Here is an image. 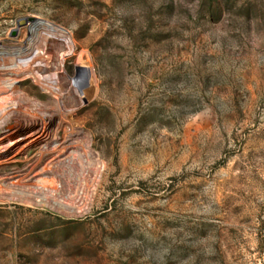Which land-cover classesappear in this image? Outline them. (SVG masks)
<instances>
[{"label": "rangeland", "instance_id": "obj_1", "mask_svg": "<svg viewBox=\"0 0 264 264\" xmlns=\"http://www.w3.org/2000/svg\"><path fill=\"white\" fill-rule=\"evenodd\" d=\"M26 47L0 264H264V0H0Z\"/></svg>", "mask_w": 264, "mask_h": 264}, {"label": "bare ground", "instance_id": "obj_2", "mask_svg": "<svg viewBox=\"0 0 264 264\" xmlns=\"http://www.w3.org/2000/svg\"><path fill=\"white\" fill-rule=\"evenodd\" d=\"M28 22V21H27ZM35 22V21H34ZM33 22V25H31V27H30V30L32 31L36 26H38V25H43V26H45V27H47L49 30H51V31H54L53 30V28H50L49 26H46L44 23H41V22H35L34 23ZM40 29V28H39ZM44 31V30H43ZM49 35V34H48ZM52 36V35H51ZM64 39V41H62V40H58V41H61L62 42V44H64L65 45V48H66V50L68 51V49H69V45H68V42H67V38H63ZM34 40V39H33ZM55 41V40H54ZM32 45V44H31ZM36 45V44H35ZM52 45H54V44H52ZM35 47V46H34ZM42 47V46H41ZM36 48V47H35ZM34 48V49H35ZM39 48V47H38ZM65 50V49H64ZM65 50V52H67ZM27 51H30L31 52V54H33V56H35V53H34V50L33 49H31V48H27L26 47V49H21V50H14V51H12L10 54L9 53H6V52H2L0 55H2V54H6V55H11V57H12V62H11V64L10 65H8V66H0V76H1V74L2 75H7V76H10V75H17V73H15V72H13V70L14 69H19V68H21V67H23V65H21L20 63H19V58L22 56V55H24ZM37 54V53H36ZM53 54V53H52ZM54 55V54H53ZM58 55V54H57ZM62 54H60V56H61ZM45 56V55H44ZM2 57V56H1ZM10 57V56H9ZM50 57V56H49ZM57 58L59 57V56H56ZM60 58V57H59ZM58 58V59H59ZM36 58H34V60H35ZM47 59H48V57H47ZM56 58H54V60H55ZM6 60V59H5ZM53 60V61H54ZM10 61H11V59H10ZM55 62V61H54ZM44 63V62H43ZM3 64V63H2ZM9 64V63H8ZM36 64V63H35ZM4 65V64H3ZM32 65V64H31ZM37 65V64H36ZM41 66V65H40ZM25 67V66H24ZM34 67H37V66H34ZM31 70V69H30ZM20 73V72H19ZM16 83H19V80L17 79V78H10V79H7L6 80V82H4V85H3V88L5 89V90H10V89H12L14 86H13V84H16ZM2 112V111H1ZM1 117V116H0ZM5 118H6V116H5ZM9 118V117H8ZM3 119H4V117H3ZM6 120V119H5ZM4 120V121H5ZM3 123V122H2ZM5 125H7V124H3L2 126H5ZM1 127V126H0ZM1 129V128H0ZM3 129V128H2ZM9 137H6V138H4V136H2L1 138H0V145L2 144V143H5V141L8 139ZM19 145H17V146H14L13 148H9V149H4V150H0V162L2 161V160H4V159H7V158H9V157H11L12 155H13V153H16V151L18 150V149H20L21 148V146L20 147H18ZM7 154H10V155H7ZM4 179L3 178H0V182L1 181H3Z\"/></svg>", "mask_w": 264, "mask_h": 264}, {"label": "water", "instance_id": "obj_3", "mask_svg": "<svg viewBox=\"0 0 264 264\" xmlns=\"http://www.w3.org/2000/svg\"><path fill=\"white\" fill-rule=\"evenodd\" d=\"M21 22H23V23H25L24 21H21ZM20 24V23H19ZM19 26V25H18Z\"/></svg>", "mask_w": 264, "mask_h": 264}]
</instances>
